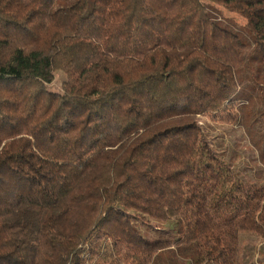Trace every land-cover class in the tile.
I'll list each match as a JSON object with an SVG mask.
<instances>
[{
    "label": "trees",
    "instance_id": "1",
    "mask_svg": "<svg viewBox=\"0 0 264 264\" xmlns=\"http://www.w3.org/2000/svg\"><path fill=\"white\" fill-rule=\"evenodd\" d=\"M64 1L0 0V264H151L147 217L237 264L264 186L199 117L233 110L264 168V0Z\"/></svg>",
    "mask_w": 264,
    "mask_h": 264
},
{
    "label": "rangeland",
    "instance_id": "2",
    "mask_svg": "<svg viewBox=\"0 0 264 264\" xmlns=\"http://www.w3.org/2000/svg\"><path fill=\"white\" fill-rule=\"evenodd\" d=\"M71 1L75 2V0ZM64 2L66 3V0ZM58 5L57 3L54 8ZM224 14L234 17L237 22L244 23V20L237 15L228 11H224ZM64 79L65 75L57 71L55 80L49 88L61 91ZM199 120L207 138L209 136L212 144L224 157L235 156L234 161L237 167L246 165L237 170V180L264 186V168L258 162L256 150L252 147L245 130L235 122L234 111L220 112L217 116L205 114L200 116ZM255 177L258 178L255 179ZM133 225L148 241L168 240L172 243V247H166L157 253L151 264H191L196 251L195 246L194 244L185 245L179 241L181 234L177 219L159 220L147 217L134 219ZM237 264H264V240L260 239V236L252 232H242Z\"/></svg>",
    "mask_w": 264,
    "mask_h": 264
}]
</instances>
